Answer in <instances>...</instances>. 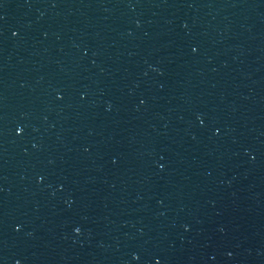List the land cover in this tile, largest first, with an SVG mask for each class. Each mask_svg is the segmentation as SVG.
Returning a JSON list of instances; mask_svg holds the SVG:
<instances>
[{"label":"water","instance_id":"obj_1","mask_svg":"<svg viewBox=\"0 0 264 264\" xmlns=\"http://www.w3.org/2000/svg\"><path fill=\"white\" fill-rule=\"evenodd\" d=\"M0 17V264H264V0Z\"/></svg>","mask_w":264,"mask_h":264},{"label":"snow or ice","instance_id":"obj_2","mask_svg":"<svg viewBox=\"0 0 264 264\" xmlns=\"http://www.w3.org/2000/svg\"><path fill=\"white\" fill-rule=\"evenodd\" d=\"M0 19H2V17H0ZM13 35H16V33H15V32H13ZM192 51H193V52H195V51H196V49H195V48H193V49H192ZM17 131L19 132L20 130L18 129ZM133 259H139V258H138L137 256H134V257H133ZM156 264H159V261H157V262H156Z\"/></svg>","mask_w":264,"mask_h":264}]
</instances>
